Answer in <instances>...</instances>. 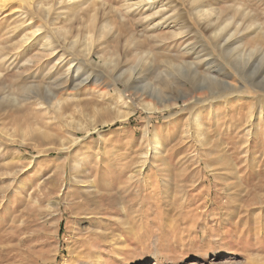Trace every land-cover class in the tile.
<instances>
[{"label":"rangeland","instance_id":"1","mask_svg":"<svg viewBox=\"0 0 264 264\" xmlns=\"http://www.w3.org/2000/svg\"><path fill=\"white\" fill-rule=\"evenodd\" d=\"M19 1L0 0V264H264V0ZM76 37L56 83L35 56Z\"/></svg>","mask_w":264,"mask_h":264},{"label":"bare ground","instance_id":"2","mask_svg":"<svg viewBox=\"0 0 264 264\" xmlns=\"http://www.w3.org/2000/svg\"><path fill=\"white\" fill-rule=\"evenodd\" d=\"M62 0H20L19 2L21 3V4H23V6H24V8L25 9H28V10H30V8H36V9H38V10H46V12H48L49 13V11L51 10V9H53V8H57L56 7V5H60V2H61ZM189 1V0H188ZM205 1V0H204ZM192 2V1H191ZM192 3H194V2H192ZM195 4V3H194ZM198 4V3H197ZM195 6H197V5H195ZM194 10H195V8H194ZM199 10V9H198ZM195 11H197V10H195ZM213 12V8L211 7V8H207V10L205 9V11L204 12H202V15L200 16V18L201 19H204V20H207L208 18L209 19H211L210 17H211V13ZM198 13H199V11H198ZM215 14V13H214ZM214 16V15H213ZM95 18H96V16L94 17L93 16V19H91L90 20V22L89 23H91V25L90 26H92V30L94 31L95 29H96V27H97V24H98V22H96V20H95ZM208 19V20H209ZM210 21V20H209ZM211 22V21H210ZM208 23V22H207ZM89 26V25H88ZM89 26V27H90ZM108 25H104L102 28H101V31H105L108 27H107ZM98 28V27H97ZM83 30V29H82ZM110 31H112V28H110ZM69 31L68 30H66V31H60L59 33L61 34V35H63V36H65V35H67V33H68ZM96 32V31H95ZM91 33V32H90ZM89 37V36H88ZM100 39H101V37H100ZM82 40V39H81ZM88 40H89V43L87 44V51H86V54L87 55H85V56H87V57H89V59L88 60H86V61H88V63L91 61V59L94 57V49L92 48L93 47V44H94V42L95 41H97V39H95V37L94 36H90L89 38H88ZM39 41V40H38ZM49 41V40H48ZM68 41V42H67ZM45 42V41H44ZM63 42H64V45L60 48V47H58V43L57 42H54V41H52V40H50V42H45V44L43 43V46L41 47V49L38 51V55L37 56H35L36 58H38L40 61H42V60H44V59H47V58H50V56H54V57H59V62L60 61H62L61 63L63 64L64 62H66V60H67V58H66V60H65V57H64V55H66L67 53L68 54H70L71 56H73V55H75V53H80L79 52V50H78V48H79V42H81L80 41V39H77V37L76 38H74V39H70V38H67V40H63ZM70 42V43H69ZM38 50V49H37ZM35 53H37V52H35ZM34 53V54H35ZM233 53V52H232ZM68 56V55H67ZM69 60H71L70 58H69ZM67 61L66 62V64H64V65H62L61 63H59L58 65H57V67H56V69H59L58 71V73H56V75L59 77H57L56 78V83H59V82H63V81H67L68 79H69V76H70V72H72L71 71V69L73 68V66L71 65V62L70 61ZM119 60H120V58H119V56L118 57H116L115 58V60H110L109 61V64H115V66H116V64H117V62L119 63ZM106 63V62H105ZM104 64V63H103ZM108 64V65H109ZM94 65V64H93ZM118 65V64H117ZM189 65V64H188ZM107 67V66H106ZM178 67V66H177ZM186 67V66H185ZM115 68H117V67H115ZM138 68V67H137ZM120 69V68H119ZM131 69V68H130ZM79 70V67H77V69H76V71H78ZM138 70H139V68H138ZM144 70V69H143ZM75 71V70H74ZM75 71V72H76ZM132 70H130L129 72H130V76L132 77L133 76V73L131 72ZM137 74V73H136ZM140 74V73H139ZM139 74H138V76H139ZM141 75V74H140ZM138 78V77H137ZM115 80V79H114ZM116 81V80H115ZM215 81V80H214ZM169 82V81H168ZM170 83V82H169ZM227 85L228 86H230V89L228 90V91H225V93H224V95H221V97L222 98H225V99H227V97H229V96H231L232 94L233 95H235L236 93H234V92H232L233 91V89H231V86L233 85V84H231L230 82H228L227 83ZM234 86V85H233ZM232 86V87H233ZM239 89V88H238ZM244 89V88H243ZM248 89V88H247ZM201 90H203V89H201ZM240 90V89H239ZM164 91V90H163ZM264 91V90H263ZM160 93H163V92H160ZM222 93V92H221ZM243 93V92H242ZM256 93H257V91H256ZM164 94V93H163ZM162 94V95H163ZM214 94V93H213ZM244 94V93H243ZM249 94V93H248ZM190 95V94H189ZM215 95V94H214ZM188 96V95H187ZM187 96L186 97H182V98H180L179 100L180 101H177V100H175V99H170V100H167V101H165V102H163V103H156V104H159L160 106H154V108L152 109V111H156V112H159V113H163L164 111H168V110H171L172 108H175V107H178L179 105H180V102H182L183 104H184V106L187 104V103H189L188 104V106L190 107V104L192 103V105L194 106L193 108H197L199 105H201V103H203L204 101H202V99H201V97L202 96H204V94H198V95H196V96H192V98H190V99H188L187 98ZM220 97V98H221ZM55 97H52V99H51V101H50V103H51V106H50V108H51V110H52V106H55L54 104H55V102H56V106H57V108H58V110L59 109H61L60 107H61V103L59 102V100H56V99H54ZM216 99V98H215ZM164 100V99H163ZM16 101V100H15ZM157 101H158V99H157ZM162 101V100H161ZM211 102V101H210ZM18 103V102H17ZM48 104V103H47ZM48 106H49V104H48ZM187 106V105H186ZM187 106V107H188ZM180 107V106H179ZM190 108H192V107H190ZM112 112V111H111ZM154 114V113H153ZM193 117V116H192ZM194 119V118H193ZM192 121V120H191ZM195 122V127H194V130H193V133H195V138H198V140L200 141V142H204V141H206L207 140V138L208 137H205V139L204 138H202L201 137V132L204 130V128H205V123H204V119H203V121H202V117H201V115H200V117L199 116H197L196 117V119L194 120ZM71 123L73 124V122L71 121ZM105 123V122H104ZM82 127V126H81ZM72 129H74L76 132H77V128H72ZM82 128H80V130H81ZM86 134V133H85ZM203 140V141H202ZM51 142H52V145H53V140H51ZM76 139L73 137V136H71L70 138H68V140H64V141H62V140H58L56 143H54L55 145H57L58 146V148H55L54 147V150H58V151H61V152H67V151H70V149H72V147L76 144ZM26 144V143H25ZM33 146V145H32ZM39 152H40V154H49V153H51V150H49V148L48 149H45V150H39ZM79 166H80V164L79 163H77L76 165H75V167L72 169V172H71V178H70V181H71V179H73V177H74V175L76 174H80L79 173ZM60 171V170H59ZM70 173V172H69ZM135 174H139L140 173V169H139V171H135L134 172ZM141 174V173H140ZM64 183H65V181H64ZM92 187L93 188H98L97 187V185H96V181L92 184ZM83 192H85V191H83ZM68 196L69 197H71V196H74L75 197V195L74 194H68ZM55 204L58 206V204H59V202H55ZM96 231V230H95ZM97 232V231H96ZM94 234V233H93ZM98 234L96 233V234H94V236H97ZM94 243L95 244H92V248H96V246H97V244H96V242L94 241Z\"/></svg>","mask_w":264,"mask_h":264}]
</instances>
